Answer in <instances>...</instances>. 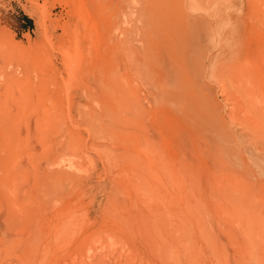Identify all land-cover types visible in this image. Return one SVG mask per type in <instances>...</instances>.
Wrapping results in <instances>:
<instances>
[{
	"label": "rangeland",
	"instance_id": "obj_1",
	"mask_svg": "<svg viewBox=\"0 0 264 264\" xmlns=\"http://www.w3.org/2000/svg\"><path fill=\"white\" fill-rule=\"evenodd\" d=\"M0 264H264V0H0Z\"/></svg>",
	"mask_w": 264,
	"mask_h": 264
},
{
	"label": "trees",
	"instance_id": "obj_2",
	"mask_svg": "<svg viewBox=\"0 0 264 264\" xmlns=\"http://www.w3.org/2000/svg\"><path fill=\"white\" fill-rule=\"evenodd\" d=\"M24 17H25L26 21L30 22V19L29 18H27L26 16H24Z\"/></svg>",
	"mask_w": 264,
	"mask_h": 264
},
{
	"label": "bare ground",
	"instance_id": "obj_3",
	"mask_svg": "<svg viewBox=\"0 0 264 264\" xmlns=\"http://www.w3.org/2000/svg\"><path fill=\"white\" fill-rule=\"evenodd\" d=\"M71 244V243H70Z\"/></svg>",
	"mask_w": 264,
	"mask_h": 264
}]
</instances>
